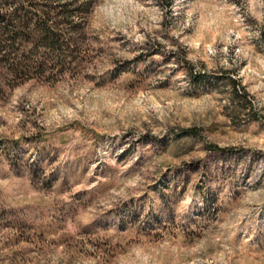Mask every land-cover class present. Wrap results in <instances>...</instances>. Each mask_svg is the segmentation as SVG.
<instances>
[{
    "label": "rangeland",
    "instance_id": "1",
    "mask_svg": "<svg viewBox=\"0 0 264 264\" xmlns=\"http://www.w3.org/2000/svg\"><path fill=\"white\" fill-rule=\"evenodd\" d=\"M37 1L78 52L0 69V264H264V0Z\"/></svg>",
    "mask_w": 264,
    "mask_h": 264
},
{
    "label": "trees",
    "instance_id": "2",
    "mask_svg": "<svg viewBox=\"0 0 264 264\" xmlns=\"http://www.w3.org/2000/svg\"><path fill=\"white\" fill-rule=\"evenodd\" d=\"M3 4L12 7L4 11L1 9ZM82 6H52L37 0H0V69L13 79L29 74L42 75L44 62L33 60V54L39 49L62 56L68 55L67 52L68 56L76 54L77 42L69 47V41H64L62 35L64 29L71 34L79 31L80 25L72 17ZM31 19L33 23H30Z\"/></svg>",
    "mask_w": 264,
    "mask_h": 264
}]
</instances>
